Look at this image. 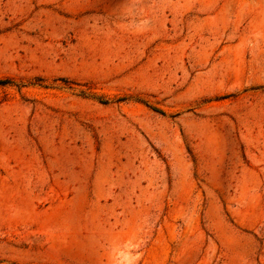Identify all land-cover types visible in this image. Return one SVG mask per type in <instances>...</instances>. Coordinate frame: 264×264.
Masks as SVG:
<instances>
[{
    "label": "rangeland",
    "instance_id": "374dc122",
    "mask_svg": "<svg viewBox=\"0 0 264 264\" xmlns=\"http://www.w3.org/2000/svg\"><path fill=\"white\" fill-rule=\"evenodd\" d=\"M0 264H264V0H0Z\"/></svg>",
    "mask_w": 264,
    "mask_h": 264
},
{
    "label": "trees",
    "instance_id": "16d2710c",
    "mask_svg": "<svg viewBox=\"0 0 264 264\" xmlns=\"http://www.w3.org/2000/svg\"><path fill=\"white\" fill-rule=\"evenodd\" d=\"M9 81L8 80H0V84H5V83H8Z\"/></svg>",
    "mask_w": 264,
    "mask_h": 264
}]
</instances>
